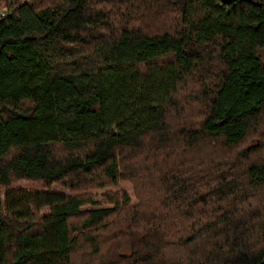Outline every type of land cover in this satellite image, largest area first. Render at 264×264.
I'll return each instance as SVG.
<instances>
[{"label":"trees","instance_id":"1","mask_svg":"<svg viewBox=\"0 0 264 264\" xmlns=\"http://www.w3.org/2000/svg\"><path fill=\"white\" fill-rule=\"evenodd\" d=\"M3 1L0 264H264V0Z\"/></svg>","mask_w":264,"mask_h":264},{"label":"rangeland","instance_id":"2","mask_svg":"<svg viewBox=\"0 0 264 264\" xmlns=\"http://www.w3.org/2000/svg\"><path fill=\"white\" fill-rule=\"evenodd\" d=\"M7 6L5 4V2H1L0 3V11L3 10V7ZM263 54H264V50H263ZM14 189L16 190L15 195L17 194V196L22 193V192H31L33 190H48V191H59V192H67L70 193L69 189H65V188H61V186H59L58 184H48V185H44L42 183H38V182H29V181H22L19 182L17 184L14 185ZM105 190H111L112 192H119L120 190H126L128 192V194L131 196L132 199V203H136L137 202V198L134 194V189H133V185L127 181V180H122L120 181L119 185L117 187H106V188H101V189H93V193L97 194L100 197V194L102 192H104ZM2 198L4 199V191L5 189L2 188ZM19 192V193H18ZM102 198V196H101ZM103 202L102 204H105L106 202L104 201V199H102ZM17 204L21 207L27 205L26 201H17ZM29 208H31V206H29ZM49 211V207L48 206H43L41 207L37 213L38 214H43V213H47Z\"/></svg>","mask_w":264,"mask_h":264},{"label":"water","instance_id":"3","mask_svg":"<svg viewBox=\"0 0 264 264\" xmlns=\"http://www.w3.org/2000/svg\"><path fill=\"white\" fill-rule=\"evenodd\" d=\"M223 3L225 4H230V3H233L235 2L236 0H221ZM245 1H249V0H245ZM259 3V2H258Z\"/></svg>","mask_w":264,"mask_h":264},{"label":"built area","instance_id":"4","mask_svg":"<svg viewBox=\"0 0 264 264\" xmlns=\"http://www.w3.org/2000/svg\"><path fill=\"white\" fill-rule=\"evenodd\" d=\"M7 9V6L3 7V10L0 12L2 16L6 15Z\"/></svg>","mask_w":264,"mask_h":264}]
</instances>
